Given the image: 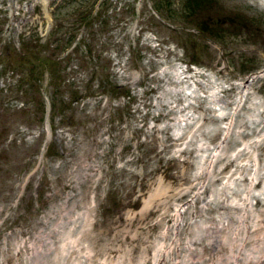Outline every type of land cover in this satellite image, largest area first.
Listing matches in <instances>:
<instances>
[{
    "label": "rangeland",
    "instance_id": "1",
    "mask_svg": "<svg viewBox=\"0 0 264 264\" xmlns=\"http://www.w3.org/2000/svg\"><path fill=\"white\" fill-rule=\"evenodd\" d=\"M186 263L264 264V0H0V264Z\"/></svg>",
    "mask_w": 264,
    "mask_h": 264
},
{
    "label": "bare ground",
    "instance_id": "2",
    "mask_svg": "<svg viewBox=\"0 0 264 264\" xmlns=\"http://www.w3.org/2000/svg\"><path fill=\"white\" fill-rule=\"evenodd\" d=\"M65 230H66V229H65ZM60 231H61V230H60ZM49 233H50V232H49ZM60 233H61V232H60ZM50 237H51V236H50ZM54 240H55V239H54ZM54 240H53V241H54ZM56 241H57V240H56ZM46 244H47V243H46ZM55 246H56V245H55ZM182 249H183V248H182ZM55 250H56V249H55ZM158 253H159V252H158ZM58 259H59V258H58ZM55 261H56V260H55ZM183 262H185V261H183ZM186 264H187V263H186Z\"/></svg>",
    "mask_w": 264,
    "mask_h": 264
}]
</instances>
